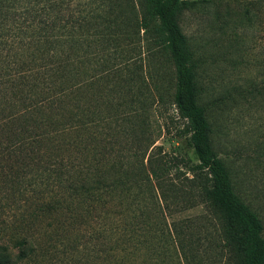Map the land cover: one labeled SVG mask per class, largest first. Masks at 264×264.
I'll use <instances>...</instances> for the list:
<instances>
[{
	"label": "rangeland",
	"instance_id": "rangeland-1",
	"mask_svg": "<svg viewBox=\"0 0 264 264\" xmlns=\"http://www.w3.org/2000/svg\"><path fill=\"white\" fill-rule=\"evenodd\" d=\"M197 1L184 11L180 26L196 64L198 104L205 109L212 147L235 191L264 224V7L248 21L244 7L254 0ZM116 15L109 22L118 25V73L126 71L124 64L134 52L159 77L158 84L169 87L151 107L150 123L158 134L154 145L167 158L194 166L186 122L172 104L174 70L167 54L154 44L149 56L139 48L133 51L136 21L123 12L120 22ZM109 50L103 45L88 51L87 76L99 73ZM114 85L99 84L100 103L89 106V134L106 150L97 152L92 141L88 160L110 156L111 163L128 168L134 156L125 136L129 98L112 90ZM77 145L79 153L83 145ZM179 168L186 171L182 163ZM86 172L83 158L77 155L70 161L64 153L49 150L42 138L0 151V244L23 257L19 264H244L238 235L207 197L190 208L180 209V204L168 218L139 177L125 184L122 194L107 189L105 198L118 202H97L95 207L85 192ZM185 176L192 178L187 171ZM21 241L27 243L25 256L15 249Z\"/></svg>",
	"mask_w": 264,
	"mask_h": 264
},
{
	"label": "trees",
	"instance_id": "trees-1",
	"mask_svg": "<svg viewBox=\"0 0 264 264\" xmlns=\"http://www.w3.org/2000/svg\"><path fill=\"white\" fill-rule=\"evenodd\" d=\"M211 1L201 0L204 4ZM254 1L244 7L248 21L264 7V0ZM197 2L0 0V151L11 150L28 138H42L49 150L64 153L70 161L78 155L87 164L85 192L95 207L97 202H118L105 198L107 189L122 194L123 186L139 177L168 218L179 211L180 204L184 206L180 209L190 208L207 197L223 213L228 229L238 235L244 264H264L263 221L235 191L226 165L212 147L205 109L198 104L196 64L180 26L184 11ZM123 12L136 21L137 39L132 50L139 48L149 56L150 45L154 44L172 64V104L186 122L197 161L194 166H188L183 159L167 158L161 154V147L154 145L157 132L150 123L151 107L156 99H163L168 84H158L159 77L146 70L141 56L136 60L134 52L131 62L124 64L126 71L118 73L122 57L116 38L118 25L111 24L109 17L117 14L116 19L122 22ZM103 45L110 47L106 64L89 77L86 54ZM78 50L83 52L82 57H78ZM99 84H115L112 90L129 98V133L125 136L132 144L134 156L128 168L111 163L110 156L88 160L90 143H97V138L89 134L88 109L100 103ZM94 86L98 89L94 90ZM114 107L110 105L111 109ZM77 144L83 145L79 153ZM102 144H96L97 152L104 154ZM179 163L184 164L192 178L185 176L186 171L180 172ZM26 245L21 241L15 249L25 256ZM21 259L20 254H13L0 244V264H19Z\"/></svg>",
	"mask_w": 264,
	"mask_h": 264
}]
</instances>
